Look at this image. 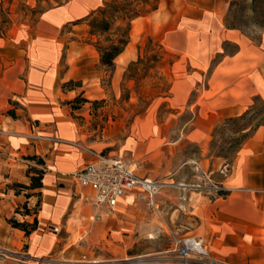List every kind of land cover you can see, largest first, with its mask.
<instances>
[{"label": "crops", "instance_id": "1", "mask_svg": "<svg viewBox=\"0 0 264 264\" xmlns=\"http://www.w3.org/2000/svg\"><path fill=\"white\" fill-rule=\"evenodd\" d=\"M102 2L61 0L45 9L22 53L0 69V128L7 132L0 135V220L13 215L20 221L37 220V228L29 235L0 221V233L7 229L15 236L12 246H6L15 252L14 258L0 264H41L37 260L57 249L72 256L93 244H104L102 224L90 218L96 211L92 193L76 186L70 176L90 159L74 144L86 145L72 107L73 99L82 91L84 96L86 83L99 79L103 72L88 25L75 22ZM187 6L196 10L180 15L171 24L179 29V45L169 99L172 105L179 106V170L189 164L198 165L207 173L225 167L224 159L209 151L215 124L242 114L255 97L264 101V37L259 45L244 46L235 30L226 28L217 13ZM144 17L135 18L131 29L135 20ZM131 43L130 34L128 44L115 58L113 82L128 63L139 57ZM226 43H234L236 48L225 53ZM217 54L220 58L212 65ZM253 56L261 59H251ZM70 81H79L80 85L68 86ZM183 111L192 114L186 121L180 119ZM155 127L153 120L144 118L125 138L117 154L109 152L138 164L157 161L163 156L164 142L160 128ZM31 132L46 139L32 143L26 136ZM189 144L197 147V153L180 157ZM28 156H37L41 161ZM30 167L42 172V185L20 190L13 187L16 182L30 184L29 176L35 174ZM206 167L208 171L204 170ZM230 169L221 183L233 181L238 185L228 187L230 193L203 196L201 214L211 221V229L210 235L200 236L216 258L230 264H264V234L259 232L264 231V194L260 189L264 186V124L240 145ZM138 171L145 174L139 168ZM253 185L258 187H250ZM254 192L260 194H251L250 199L238 195ZM128 196L120 200L119 206L144 204ZM17 207L20 211L28 209V213L15 212ZM254 211L257 218L252 217ZM83 232L93 242L91 245L83 239ZM23 245L25 248L21 249Z\"/></svg>", "mask_w": 264, "mask_h": 264}, {"label": "rangeland", "instance_id": "2", "mask_svg": "<svg viewBox=\"0 0 264 264\" xmlns=\"http://www.w3.org/2000/svg\"><path fill=\"white\" fill-rule=\"evenodd\" d=\"M59 1L61 0H0V69L9 66L15 56L22 53L21 49H24L25 41L30 38L41 13ZM160 1L158 11L150 12L136 22L139 23L140 30L136 37L132 38L131 48L139 52V57L128 63L114 82L113 71L103 68L99 79L94 78L86 83V94L83 96L82 91L77 95L72 107L76 111L75 117L80 125L81 138L86 144L84 146L113 151L116 154L122 149L125 138L140 121L146 117L153 120L161 131V140L164 142L163 156L155 162L142 161L136 166L142 173L164 179L171 182V185L156 197V208L144 204H129L124 207L120 205L115 212L103 216L101 220L91 219L94 223L102 224L101 238L104 244L91 245L93 242L91 243L88 234L83 232V239L89 240L91 245L88 249H80L72 256L57 249L37 260V263L165 264V260L173 255L170 249L174 235H210L211 221L201 214L203 196H218L219 192L214 185H238L233 181L224 185L221 183L231 170V166L227 167L225 163L233 161L234 152L242 139L239 129L250 125L254 127L264 120V105L255 100L244 119L220 122L214 129L209 151L211 147L214 155L225 154V167L213 172H209L206 167L204 170L208 172L205 173L198 165L188 164L179 170V106L172 105L169 99L173 69L177 66L175 51L179 45V29L172 28L171 24L177 21L180 15L196 10L187 6L190 4L197 9L205 8L217 13L226 28L235 30V34L245 43L244 46H256L264 37V0ZM175 29L176 31H173ZM93 39L99 40L96 36ZM235 48L234 43L224 44L225 53H231ZM219 58L220 55H215L212 65ZM250 58L261 59L260 56ZM208 75L209 72L206 78ZM205 84L206 79L203 82V85ZM74 85H80V82L68 83V86ZM191 115L189 111H183L180 119L186 121ZM181 153L180 157L195 155L197 147L189 144ZM260 189L264 194V186ZM251 194L260 192L238 195L250 199ZM252 217H258L256 211L252 213ZM10 218L19 220L14 215ZM0 221L8 228L12 226L8 219ZM2 229L0 225V232ZM85 229L87 228L83 230ZM6 230L0 233V263L5 259H13L15 255V252L6 249V246H12L15 239V236ZM259 232L264 234L263 230ZM79 236L76 235L74 239ZM260 238L263 236L258 239ZM24 248L25 245L21 249ZM211 255L216 258L212 252Z\"/></svg>", "mask_w": 264, "mask_h": 264}, {"label": "built area", "instance_id": "3", "mask_svg": "<svg viewBox=\"0 0 264 264\" xmlns=\"http://www.w3.org/2000/svg\"><path fill=\"white\" fill-rule=\"evenodd\" d=\"M5 133L7 132L0 128V135ZM26 136L32 143L46 139L34 132ZM74 144L90 157L83 167L73 171L70 176L76 186L91 191V201L96 208L92 220H101L103 216L115 212L120 200L128 195L132 196L134 202L156 208V197L171 185V182L164 179L141 174L137 163L132 160L78 142ZM0 155H3L1 150ZM214 187L221 194L230 190L222 185ZM54 230L57 231V228ZM171 247L170 252L173 255L165 260V264H229L213 257L208 244L201 236L174 235Z\"/></svg>", "mask_w": 264, "mask_h": 264}, {"label": "trees", "instance_id": "4", "mask_svg": "<svg viewBox=\"0 0 264 264\" xmlns=\"http://www.w3.org/2000/svg\"><path fill=\"white\" fill-rule=\"evenodd\" d=\"M159 0H103L102 4L98 6L95 10L89 13L86 17L77 20L75 23L78 22H85L89 27V37L92 39L93 44L95 45L98 54H99V62L100 65L107 70L113 71L115 67V58L119 55L128 44L130 40V29L132 21L139 17L144 16L158 7ZM149 6V8H145ZM98 37L99 40H94L93 37ZM72 82V81H70ZM77 99L76 97L73 99ZM255 100L261 101L264 105V101L259 98H253L252 104L240 115L238 116H231L226 117L219 120L212 130V138L214 129L217 127L218 123L224 122H233L236 120H242L247 115L248 111L251 110L253 107V103ZM72 104V105H73ZM264 124V120L258 122L254 127L250 126H243L239 129L242 133V139L240 140L239 146L249 138L255 130ZM211 138V140H212ZM210 140V141H211ZM235 150V152L238 150ZM211 152V147H210ZM234 152V156H235ZM211 155H214L211 152ZM214 156L222 157L227 159L225 154H215ZM30 158L36 159L37 161H41L40 158L37 156H28ZM234 159V158H233ZM233 162V161H232ZM231 163H225L227 167L231 166ZM35 171V174L30 175V184L25 185L23 183H13V187L16 189H28V188H35L40 187L42 185L41 178L42 172L36 168L30 167ZM18 191V190H17ZM221 193V192H219ZM15 212L20 213H28V209L24 208L21 212L18 209ZM8 222L11 223L13 227L19 228L24 231L25 235H29L32 231L37 228V220H33L32 222L28 221H19L15 218H8Z\"/></svg>", "mask_w": 264, "mask_h": 264}, {"label": "bare ground", "instance_id": "5", "mask_svg": "<svg viewBox=\"0 0 264 264\" xmlns=\"http://www.w3.org/2000/svg\"><path fill=\"white\" fill-rule=\"evenodd\" d=\"M137 20L134 21L133 27H132L131 32H130L132 38H135L136 35L139 33V30H140L139 23H136ZM128 197H130L132 199V196L129 195ZM90 218L92 219L93 215Z\"/></svg>", "mask_w": 264, "mask_h": 264}]
</instances>
